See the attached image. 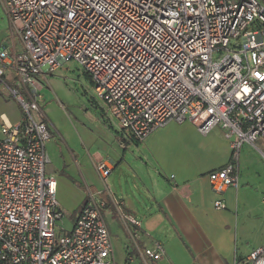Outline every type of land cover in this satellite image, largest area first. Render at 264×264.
I'll return each instance as SVG.
<instances>
[{"label":"built area","instance_id":"2783aa9c","mask_svg":"<svg viewBox=\"0 0 264 264\" xmlns=\"http://www.w3.org/2000/svg\"><path fill=\"white\" fill-rule=\"evenodd\" d=\"M10 48L0 45V87L20 119L0 115V264H116L103 210L108 202L133 242L126 264H154L161 242L140 246V221L110 190L107 161L93 164L100 188L87 191L70 230L45 173L50 127L42 89L62 64L87 73L114 118L120 145L168 121L214 126L230 157L208 173L214 192L237 187L239 149L264 135V4L260 0H0ZM18 23V26H17ZM16 33L20 48L16 49ZM215 208H225L221 200ZM230 264H264V244Z\"/></svg>","mask_w":264,"mask_h":264},{"label":"crops","instance_id":"0c3cea01","mask_svg":"<svg viewBox=\"0 0 264 264\" xmlns=\"http://www.w3.org/2000/svg\"><path fill=\"white\" fill-rule=\"evenodd\" d=\"M0 45L10 48L9 39L6 44L0 40ZM47 83L46 80L41 103L51 133L45 143L48 158L45 173L56 180V198L61 209L67 205L77 211V217L87 191L100 188L93 164L107 161L111 166L108 175L111 182L118 174L131 179L132 198L127 188L121 194L114 193L118 197L125 193L126 198L120 197L124 211L138 219L140 226L145 223L151 227L158 237L145 230L139 233L142 245L159 241L164 247L165 253L156 264H230L264 244L263 187L239 173L237 187H228L220 193L211 188L208 173L230 157L228 140L220 127L217 126L220 134L215 144L204 141L200 150H192L194 160L171 153L172 158L166 156L164 163L153 165L150 162L155 156L143 153L140 148L152 142L151 133L142 141L120 145L117 129L107 113L100 115L96 109H86L83 102L68 111L63 102L48 92ZM99 106L103 109L101 103ZM1 114L10 122L20 119L18 104L2 92ZM179 125L201 134L188 121ZM205 136L199 138L203 140ZM205 156L206 159L197 162ZM216 199L225 208H215ZM123 230L127 249L130 239ZM255 233H262V237L251 241L250 236ZM127 256L128 252L123 264Z\"/></svg>","mask_w":264,"mask_h":264},{"label":"rangeland","instance_id":"374dc122","mask_svg":"<svg viewBox=\"0 0 264 264\" xmlns=\"http://www.w3.org/2000/svg\"><path fill=\"white\" fill-rule=\"evenodd\" d=\"M264 4V0H260ZM9 19L7 14L4 12L2 6L0 5V40L3 44L8 42L10 38L9 30ZM18 26V23H17ZM14 40L17 48H20L19 39L14 32ZM47 90L55 98H58L63 102L66 110L70 111L72 108L77 106L79 103L86 104V109H96L97 114H106V112L100 108V102L95 96L93 85L86 75V73L78 66L76 62L68 61L61 66L57 67L53 74L47 76ZM0 91H2L0 87ZM73 105V107H72ZM89 109V110H90ZM109 120L114 123V118L110 113H107ZM219 127V126H218ZM217 125L211 128L205 135L204 134H194L189 127H183L179 123L170 120L163 126L157 127L150 134L151 143H145L140 148L145 154H151L155 157L151 158L153 165H157V162L164 163L166 156H170L171 153L176 155H182L184 159L194 160L193 152L200 150L202 148V142L211 141L216 143L219 137V129ZM198 136V137H196ZM202 140L199 137H204ZM152 144V145H151ZM264 135L260 136L253 144L243 143L239 149V173L240 177L250 178V182H254L257 186L263 187V202H264ZM172 158V157H171ZM207 157H199L197 162H202V160ZM213 160V158H211ZM206 162V160H205ZM204 162V163H205ZM127 172L131 173L129 169H125ZM111 176L108 177L107 183L110 190L121 194V191L127 188V194L130 198L133 197L132 192H130L131 179L129 176H122L120 174L116 175L113 182H111ZM125 194V193H124ZM122 194L120 197L126 196ZM115 195V194H114ZM118 199L117 195H115ZM62 217L56 221V232L61 234L62 229L70 230L73 222L76 218L77 211H72L67 205H63ZM103 215L109 229L111 240L113 243L114 257L116 264H123V259L128 252V255L137 256V251L131 240H128L127 249L125 246V239L123 238L124 227L121 224L120 218L116 211L113 209L111 202L103 210ZM148 232L150 236L158 238L157 235L151 231V227H148L145 223H142L136 233V241L142 247L143 240L139 236V233ZM262 237V233H255L250 236L251 241ZM263 240H264V203H263ZM127 261V258H126ZM156 264V263H154Z\"/></svg>","mask_w":264,"mask_h":264},{"label":"trees","instance_id":"16d2710c","mask_svg":"<svg viewBox=\"0 0 264 264\" xmlns=\"http://www.w3.org/2000/svg\"><path fill=\"white\" fill-rule=\"evenodd\" d=\"M86 75H87V73H86ZM88 76V75H87ZM89 78V77H88ZM90 79V78H89ZM1 92V91H0Z\"/></svg>","mask_w":264,"mask_h":264}]
</instances>
